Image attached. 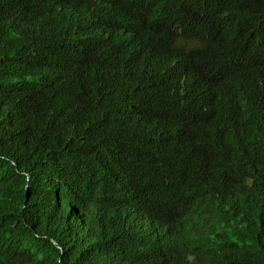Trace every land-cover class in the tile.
<instances>
[{"label": "trees", "instance_id": "obj_1", "mask_svg": "<svg viewBox=\"0 0 264 264\" xmlns=\"http://www.w3.org/2000/svg\"><path fill=\"white\" fill-rule=\"evenodd\" d=\"M205 5L130 51L89 0H0V264H264V0Z\"/></svg>", "mask_w": 264, "mask_h": 264}, {"label": "clouds", "instance_id": "obj_2", "mask_svg": "<svg viewBox=\"0 0 264 264\" xmlns=\"http://www.w3.org/2000/svg\"><path fill=\"white\" fill-rule=\"evenodd\" d=\"M169 0L166 4H161L156 8L153 14H150L145 9H139L130 0H89L91 5L96 9L106 14L108 21V30L110 32L113 26V18H116L122 28L126 40L132 44L133 51L145 46V42L152 39H160V34L157 36V29L154 28L155 22L163 23L168 17L182 18L181 12L187 13L190 17H212L210 11L205 5V1L211 0H193L189 5L178 7L179 10L172 11ZM175 2V0H174ZM171 15H176L172 17ZM153 18L152 26L148 23V19ZM172 31L171 33H173ZM180 39L189 37L194 40L198 38L190 32L187 25L176 31Z\"/></svg>", "mask_w": 264, "mask_h": 264}]
</instances>
